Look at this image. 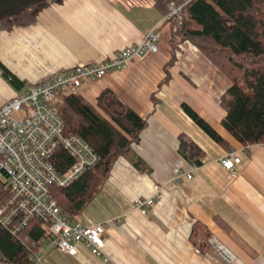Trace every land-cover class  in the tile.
<instances>
[{"label":"crops","instance_id":"1","mask_svg":"<svg viewBox=\"0 0 264 264\" xmlns=\"http://www.w3.org/2000/svg\"><path fill=\"white\" fill-rule=\"evenodd\" d=\"M34 11L33 23L0 32V60L29 85L112 56L149 31L159 33L157 53L78 91L95 104L109 88L148 121L101 191L73 218L107 223L108 259L80 246L75 256L52 250L42 264H264V143L243 145L222 126L220 97L230 79L192 42L174 50L172 25L152 0H53ZM26 89L16 90L0 74V104ZM183 103L228 146L205 133ZM183 132L205 150L196 168L178 151ZM230 150L241 158L234 171L221 162ZM177 162L193 170L191 178L173 179ZM154 184L164 185V197L143 213L136 200L150 196ZM195 221L211 231L208 250L197 252L190 239Z\"/></svg>","mask_w":264,"mask_h":264},{"label":"trees","instance_id":"2","mask_svg":"<svg viewBox=\"0 0 264 264\" xmlns=\"http://www.w3.org/2000/svg\"><path fill=\"white\" fill-rule=\"evenodd\" d=\"M53 0L35 2L15 8L0 16V32L15 26H26L36 19L34 9ZM164 16L171 5H183V19L170 18L171 43L190 41L196 45L231 81L220 97L226 112L222 126L243 145L264 143V0H152ZM166 67V79L170 76ZM0 74L16 90L31 84L15 75L1 60ZM66 133L82 136L99 156L98 164L86 170L67 186L53 185L62 213L76 218L101 191L117 160L140 140L148 121L121 99L113 90L103 89L96 103L78 91H66L55 104ZM187 115L215 142L228 146V141L191 106L183 103ZM179 153L189 162L202 164L204 148L191 136L179 135ZM72 159L63 150L56 155L55 164L64 171ZM8 190L0 185V203ZM49 222L33 218L16 233L0 223V255L4 261L28 264L32 260L34 243L43 241ZM191 241L201 250L211 247V231L201 221H195Z\"/></svg>","mask_w":264,"mask_h":264},{"label":"built area","instance_id":"3","mask_svg":"<svg viewBox=\"0 0 264 264\" xmlns=\"http://www.w3.org/2000/svg\"><path fill=\"white\" fill-rule=\"evenodd\" d=\"M182 8L183 5L172 4L164 20L181 21ZM158 40L159 33L149 31L140 41L112 56L61 71L0 104V185L8 190L0 203V223L16 233L33 218L49 222L47 236L37 245L34 243L32 260L28 264H42L52 250L75 256L80 246L108 259L107 223L68 219L51 190L53 185L67 186L99 162L98 154L82 136L65 132L53 101L59 90L79 91L85 82L97 81L111 71L127 68L136 59L157 53ZM22 109L26 113L20 119L12 116L14 111ZM61 150L72 159L63 172L55 164ZM240 161L234 150L228 151L221 160L230 171H234ZM173 171V179L180 180L183 176L191 178L193 170L188 171L177 162ZM164 190V185L154 184L152 194L137 199L136 207L145 213L164 197ZM0 264L14 263L4 261L0 255Z\"/></svg>","mask_w":264,"mask_h":264},{"label":"water","instance_id":"4","mask_svg":"<svg viewBox=\"0 0 264 264\" xmlns=\"http://www.w3.org/2000/svg\"><path fill=\"white\" fill-rule=\"evenodd\" d=\"M35 1L36 0H0V16L15 8L29 5Z\"/></svg>","mask_w":264,"mask_h":264},{"label":"rangeland","instance_id":"5","mask_svg":"<svg viewBox=\"0 0 264 264\" xmlns=\"http://www.w3.org/2000/svg\"><path fill=\"white\" fill-rule=\"evenodd\" d=\"M69 89H62L57 92L56 99L53 101L54 104L60 102L62 95L68 91ZM26 113L25 109H22L20 111H14L12 113V116L16 119H20L24 114Z\"/></svg>","mask_w":264,"mask_h":264}]
</instances>
